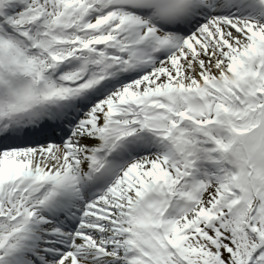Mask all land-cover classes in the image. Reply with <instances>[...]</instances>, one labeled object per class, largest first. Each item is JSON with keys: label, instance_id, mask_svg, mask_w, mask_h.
Masks as SVG:
<instances>
[{"label": "snow or ice", "instance_id": "6c2138e0", "mask_svg": "<svg viewBox=\"0 0 264 264\" xmlns=\"http://www.w3.org/2000/svg\"><path fill=\"white\" fill-rule=\"evenodd\" d=\"M0 264H264V0H0Z\"/></svg>", "mask_w": 264, "mask_h": 264}]
</instances>
